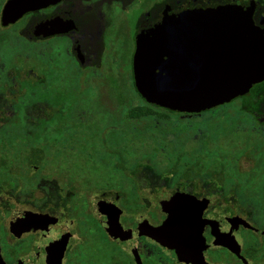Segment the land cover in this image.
<instances>
[{
  "label": "flooded vegetation",
  "instance_id": "obj_1",
  "mask_svg": "<svg viewBox=\"0 0 264 264\" xmlns=\"http://www.w3.org/2000/svg\"><path fill=\"white\" fill-rule=\"evenodd\" d=\"M9 1L2 264H264V76L184 112L142 97L133 68L138 34L165 8L232 0H35L16 18L4 17ZM243 1L264 31V0ZM31 153L39 163L26 162ZM27 186L44 193L28 203Z\"/></svg>",
  "mask_w": 264,
  "mask_h": 264
},
{
  "label": "water",
  "instance_id": "obj_2",
  "mask_svg": "<svg viewBox=\"0 0 264 264\" xmlns=\"http://www.w3.org/2000/svg\"><path fill=\"white\" fill-rule=\"evenodd\" d=\"M35 5V0H10L4 17L16 18ZM133 68L136 87L148 102L197 112L243 94L264 76V31L254 22L253 4L243 0L165 8L160 20L138 34ZM169 223L170 218L161 228ZM107 225L109 233L117 230L112 221Z\"/></svg>",
  "mask_w": 264,
  "mask_h": 264
},
{
  "label": "rangeland",
  "instance_id": "obj_3",
  "mask_svg": "<svg viewBox=\"0 0 264 264\" xmlns=\"http://www.w3.org/2000/svg\"><path fill=\"white\" fill-rule=\"evenodd\" d=\"M30 109L28 110V113L31 114V113H33V110H30ZM26 129L27 130H33L34 128L33 127H26ZM16 170H12V173L15 172ZM43 172H44L45 175H49V177H50V174H52L51 170H44ZM27 173H28V176H30L32 174V172H29V170H28ZM15 189H16L15 192H14L15 194L20 192L19 186H15ZM24 189H25V191L22 192V193L25 195L26 200H27L28 203H32L33 202V197H36L37 195H39L41 193H44L42 191V187H37L36 186L34 188H31L30 186H27ZM14 193H12V194H14ZM12 199H15V197H12ZM27 202H19V201H17V203H19V204H21V203L28 204ZM13 203H15V202L12 201L11 204H13Z\"/></svg>",
  "mask_w": 264,
  "mask_h": 264
},
{
  "label": "trees",
  "instance_id": "obj_4",
  "mask_svg": "<svg viewBox=\"0 0 264 264\" xmlns=\"http://www.w3.org/2000/svg\"><path fill=\"white\" fill-rule=\"evenodd\" d=\"M26 156H27V159H26V162L27 163H30L31 164V163H39L40 162L39 161L40 159L34 153L27 154Z\"/></svg>",
  "mask_w": 264,
  "mask_h": 264
}]
</instances>
